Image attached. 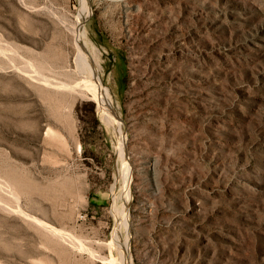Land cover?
<instances>
[{
	"label": "rangeland",
	"instance_id": "1",
	"mask_svg": "<svg viewBox=\"0 0 264 264\" xmlns=\"http://www.w3.org/2000/svg\"><path fill=\"white\" fill-rule=\"evenodd\" d=\"M121 253L264 264V0H0V264Z\"/></svg>",
	"mask_w": 264,
	"mask_h": 264
},
{
	"label": "bare ground",
	"instance_id": "2",
	"mask_svg": "<svg viewBox=\"0 0 264 264\" xmlns=\"http://www.w3.org/2000/svg\"><path fill=\"white\" fill-rule=\"evenodd\" d=\"M87 14V12H86ZM83 18V17H82ZM81 22H78L75 24L74 26V30L76 31V34H77V40H78V44L77 45V51L76 53L74 54V58H73V62H74V65H75V71L77 74H83V73H87L88 75H92L93 74V81L92 80H89V81H85L87 83H89V90H90V93L91 95L96 98L98 101H103L104 102V105H106V101L108 100V91L106 89V87H104L99 79V77H97V71L94 67L95 65V58H94V53H92V51L90 52L88 49L90 48H87V44L86 42H82V33H81V28L82 26L79 25ZM80 26V27H77V26ZM75 38V37H74ZM81 40V41H80ZM86 74V75H87ZM84 76V74H83ZM38 77V76H37ZM86 77V76H85ZM88 78V77H87ZM92 78V77H91ZM46 80V79H45ZM81 80V79H80ZM50 82V81H49ZM61 83V82H60ZM70 84V83H69ZM78 84H80L78 82ZM62 85V84H61ZM72 85V84H71ZM65 86V84H64ZM80 86V85H79ZM78 86V87H79ZM82 86V85H81ZM83 87V86H82ZM60 88V87H59ZM70 89V88H68ZM74 90V89H73ZM107 106V105H106ZM105 106V107H106ZM125 221V220H124ZM118 243V242H117ZM120 244V243H119ZM118 244V246H119ZM121 247L126 250V245L121 243ZM121 248V249H122ZM121 255V259L120 260H116L115 259V264H128L126 262V260H124V257L122 255V253L120 254ZM119 255V256H120ZM112 258V257H111ZM106 260V259H105ZM114 260V258L112 259ZM119 261V262H117ZM108 263V262H107Z\"/></svg>",
	"mask_w": 264,
	"mask_h": 264
}]
</instances>
